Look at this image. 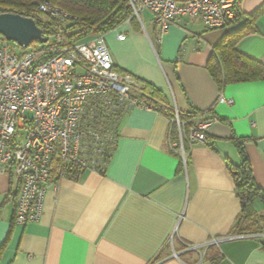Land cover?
I'll return each instance as SVG.
<instances>
[{
  "label": "crops",
  "instance_id": "1",
  "mask_svg": "<svg viewBox=\"0 0 264 264\" xmlns=\"http://www.w3.org/2000/svg\"><path fill=\"white\" fill-rule=\"evenodd\" d=\"M263 3L241 0L239 22L215 30L178 18L158 42L149 24L146 33L123 25L103 34L115 68L140 91L150 83L177 111H198L192 121L217 117L206 127L210 144L190 145L184 164L169 119L132 108L119 120L104 172L54 177L38 221L16 224L14 202L0 200V264H264V233L235 228L241 207L228 167L241 161L240 141L264 190V79L219 87L206 69L214 45ZM254 25L236 47L264 64V12ZM253 206L264 214L260 200Z\"/></svg>",
  "mask_w": 264,
  "mask_h": 264
},
{
  "label": "built area",
  "instance_id": "2",
  "mask_svg": "<svg viewBox=\"0 0 264 264\" xmlns=\"http://www.w3.org/2000/svg\"><path fill=\"white\" fill-rule=\"evenodd\" d=\"M127 1L131 15L123 25L136 20L146 33L143 12L148 11L157 42L178 18L198 19L208 30L241 19V0ZM38 10L62 23L72 19L49 0ZM124 37V32L116 35ZM46 38L18 52L21 46L0 34V175L8 178L18 225L40 219L54 177L76 179L88 170L104 171L117 145L120 118L134 107L152 109L139 99L133 77L116 70L103 35L71 43L61 33ZM174 113L171 122L179 139L171 147L185 164L184 137L190 145L204 143L212 120L196 121L185 136L184 122L175 108Z\"/></svg>",
  "mask_w": 264,
  "mask_h": 264
},
{
  "label": "trees",
  "instance_id": "3",
  "mask_svg": "<svg viewBox=\"0 0 264 264\" xmlns=\"http://www.w3.org/2000/svg\"><path fill=\"white\" fill-rule=\"evenodd\" d=\"M42 1L44 0H0V12L18 13L33 18L37 26L42 29L44 36L51 37L61 33L67 43L90 37L91 34H106L123 25L131 15V8L127 0H49L52 5L71 15L72 19L69 22L62 23L47 14L40 13L38 5ZM263 12L264 3L249 14L247 20L225 33L214 45L213 52L207 60L206 69L219 87L233 82L264 79V64L240 52L236 47L242 37L256 31L254 20ZM237 22L239 21L234 23ZM130 24L133 27H138L136 20L131 19ZM36 43L33 42V44ZM142 83L143 88L139 99L169 119L170 134H173L176 132V124L171 122L175 118L174 108L163 100L159 89L148 82L142 81ZM158 105H161L162 108H157ZM198 113V111H178L180 121L184 122L182 132L185 136L196 122L192 121V116ZM216 119V116L210 118L212 121ZM204 143L210 144L207 134ZM235 143L241 161L238 164H228L241 207L235 228L240 233H264V214H258L253 206L254 200L258 199L264 207V190L255 183L243 144L240 141ZM189 146L190 144L184 137L185 164ZM6 197L9 200H14V196L11 194ZM217 258L219 259L220 256Z\"/></svg>",
  "mask_w": 264,
  "mask_h": 264
},
{
  "label": "water",
  "instance_id": "4",
  "mask_svg": "<svg viewBox=\"0 0 264 264\" xmlns=\"http://www.w3.org/2000/svg\"><path fill=\"white\" fill-rule=\"evenodd\" d=\"M0 34L21 47H27L33 42L47 41L33 18L18 13L0 12Z\"/></svg>",
  "mask_w": 264,
  "mask_h": 264
},
{
  "label": "rangeland",
  "instance_id": "5",
  "mask_svg": "<svg viewBox=\"0 0 264 264\" xmlns=\"http://www.w3.org/2000/svg\"><path fill=\"white\" fill-rule=\"evenodd\" d=\"M147 18V17H146ZM148 21L149 20H147L146 19V25L148 24ZM139 25V24H138ZM139 27H140V25H139ZM141 28V27H140ZM146 28L147 29H149L148 28V26H146ZM93 35H95V34H91L90 36H93ZM82 40H86V38H84V39H82ZM18 52H23L24 51V49L22 48V47H18ZM9 185V182H8V178L6 177V176H3V177H1L0 178V200L5 196V195H7V190H8V186ZM9 205L8 206H6V210H8L9 208Z\"/></svg>",
  "mask_w": 264,
  "mask_h": 264
}]
</instances>
